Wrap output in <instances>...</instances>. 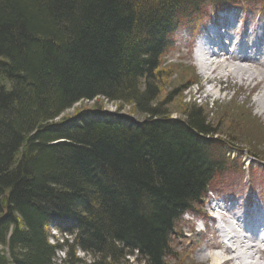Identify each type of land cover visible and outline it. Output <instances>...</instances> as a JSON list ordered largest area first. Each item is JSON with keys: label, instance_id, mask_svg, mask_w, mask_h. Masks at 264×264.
I'll list each match as a JSON object with an SVG mask.
<instances>
[{"label": "trees", "instance_id": "trees-1", "mask_svg": "<svg viewBox=\"0 0 264 264\" xmlns=\"http://www.w3.org/2000/svg\"><path fill=\"white\" fill-rule=\"evenodd\" d=\"M204 1L0 0V264L173 255L180 217L228 161L200 107L172 118L156 103L176 19ZM83 102L101 105L65 115Z\"/></svg>", "mask_w": 264, "mask_h": 264}, {"label": "rangeland", "instance_id": "rangeland-1", "mask_svg": "<svg viewBox=\"0 0 264 264\" xmlns=\"http://www.w3.org/2000/svg\"><path fill=\"white\" fill-rule=\"evenodd\" d=\"M204 2L199 11L205 14L198 15L191 11V18L187 16L176 19L180 28L173 35L174 46L162 59L156 103H162L161 109L170 112L172 118L180 117L182 111L190 105L200 107L207 122L221 134L212 139L218 140V143L215 148L212 147L211 155L224 152L228 161L223 170L214 173L209 193L195 206L198 216L195 215L194 220L200 219L204 230L197 232L193 222L187 220L190 216L179 220L171 236L173 255L166 257V264H214L210 258L199 257L221 250L219 234L205 216L211 213V209L223 207L225 200L243 204L251 196H256L264 204V106L259 102L264 94V65L260 66L259 62L246 63L250 67L249 72L239 76L229 75L221 70L209 73L197 65L196 48L193 44L200 25L211 22L224 9L234 10L237 25L241 27L240 33L243 26L250 31L256 20L264 21V3L261 0H251L217 6L206 0ZM217 61L223 60L221 58ZM185 85L190 87L181 92ZM95 105L101 104H76L65 115H72L76 110L93 109ZM102 106L105 111L115 113L114 105L103 101ZM119 114L142 121V117L132 114L128 107L119 111ZM228 209L230 208L226 210ZM217 212L220 211L216 210ZM49 232L56 239L64 238L53 227L49 228ZM228 248L231 250H224L225 258L221 257L218 264H240V259L235 261L237 255L248 253L249 256L253 252H256L255 264H264V252L259 248L257 251L253 249V252H247L244 248L235 254L230 252L232 248L229 245ZM75 256L82 258L83 254L76 252ZM58 257L63 259L61 253ZM228 259L231 260L226 261ZM128 264L140 263L130 259Z\"/></svg>", "mask_w": 264, "mask_h": 264}, {"label": "bare ground", "instance_id": "bare-ground-1", "mask_svg": "<svg viewBox=\"0 0 264 264\" xmlns=\"http://www.w3.org/2000/svg\"><path fill=\"white\" fill-rule=\"evenodd\" d=\"M216 47V46H215ZM213 47V48H215ZM206 51V52H205ZM222 62L217 61V59H221ZM196 63L200 67L201 70H206L209 73L215 72L216 70H221L224 73H227L229 75H243L249 72L248 69L240 67V65L233 63L234 60L232 57L224 50L222 51H207L206 49L198 50L196 53ZM241 60V59H240ZM240 60H235L237 63H240ZM230 61V62H229ZM242 62H247V60H243ZM222 64V65H221ZM259 102L264 106V94L260 98ZM232 227L228 226L225 227V229H222L219 232L220 237V244H221V250L220 252H214L211 254H204L199 255V257H205L210 258L211 261L214 264H218L220 261V258L224 257V250L226 252L227 245H229L232 248V251H230L232 254H235L236 251H240L245 248V250L248 252H253V249L255 251L258 250V247L253 246V243L248 241L246 238H237L235 235H233ZM231 250V249H229ZM246 254V255H245ZM244 255H237L235 257V261L239 260L240 264H255L256 263V252L250 253L249 256H247L248 253H245ZM244 256V257H243ZM225 258V257H224ZM222 260V259H221ZM231 259H228L226 261H230Z\"/></svg>", "mask_w": 264, "mask_h": 264}, {"label": "water", "instance_id": "water-1", "mask_svg": "<svg viewBox=\"0 0 264 264\" xmlns=\"http://www.w3.org/2000/svg\"><path fill=\"white\" fill-rule=\"evenodd\" d=\"M6 204H7V200H6V197L4 196L1 200V206L2 208H5L6 207Z\"/></svg>", "mask_w": 264, "mask_h": 264}]
</instances>
